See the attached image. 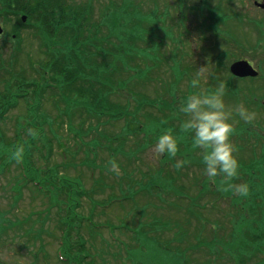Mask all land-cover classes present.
<instances>
[{
    "label": "rangeland",
    "instance_id": "obj_1",
    "mask_svg": "<svg viewBox=\"0 0 264 264\" xmlns=\"http://www.w3.org/2000/svg\"><path fill=\"white\" fill-rule=\"evenodd\" d=\"M107 1L95 0L97 15ZM135 1L141 5L142 15L148 16L145 26L161 36L154 38L152 34L142 38V46L148 53L142 54L137 70L129 75L132 81L103 89L107 100L99 104L105 110H115L117 104L129 107L131 115L118 119L100 113L86 115L84 107L79 106L88 101L86 95L81 94V88L90 90L91 85L78 80V92L72 86L63 87L77 108L63 101L57 90L49 89L46 95H41L45 101L40 107L34 97L29 98L33 115H44L50 120L44 124L45 131L38 140L32 138H35L33 147L26 142L27 129L30 128L26 122H29L31 113L25 104L11 111L0 124V264H65L59 258L58 249L66 240L64 235L81 249L77 254L80 261L73 264H264V112L258 114L251 124L240 123L247 125L250 131L242 136L238 128L239 135L233 138L239 149L236 156L241 163L237 182L246 181L251 185L246 198L220 192L216 184L207 180L203 166H197L202 164V150L186 152L185 148L190 147L187 137L176 158L159 159L153 148L154 137L162 129L171 128L165 120L170 119L171 111L175 110L168 109L162 101L168 100L172 104L170 91L177 92L178 100L190 91L187 74L185 78L175 80L170 62L192 75L197 67L208 64L211 76L203 85L205 89L215 83L216 80L211 83L214 71H217L216 78L226 80L227 65L241 56L252 59L254 66L260 64L264 69V55H252L256 33L248 30L244 34L245 29L237 30L231 21L219 26L215 18L221 9L228 14L248 10L255 15L253 6L240 0H206L204 5L200 0ZM20 23V16H0V24L4 27L3 39H0L1 91L15 90L20 77L32 82L38 80V85L31 84L34 87L22 84V87L32 89L38 88L45 80L53 81L55 73L47 72V65L51 59L60 58L59 54L68 41L62 30L60 36L54 34L50 42L43 43L33 36L35 29L22 27ZM107 25L103 27L105 32ZM223 29L230 33H222ZM106 40L97 42V52L117 43L113 35ZM99 56V60L104 59L103 55ZM214 59H218L219 65L214 64L217 60L212 62ZM132 69L135 66L129 68ZM104 75L100 73L102 78ZM108 82L117 80L108 79ZM233 85L237 87L242 83L236 80ZM254 89L259 94L264 93L255 85ZM97 91H100L99 87ZM144 99L153 103L140 106ZM225 100L230 105L235 104L227 97ZM100 106L95 110L102 109ZM136 106L140 110L135 114ZM250 108L256 112L255 107ZM95 110L92 112L97 113ZM68 111L72 113L71 119ZM131 127L136 128V132L130 135ZM20 131L22 143L16 138ZM174 131L179 132L178 128ZM146 134L148 140H145ZM125 135L127 139L123 143L111 141L115 136ZM20 145H23L22 154L26 164L30 165V172L44 177L47 168L51 167L61 170L63 176L75 179L84 194L79 196L81 203L73 206L74 203L68 204L64 197L61 200L53 197L55 204L51 206L46 194L33 184L19 187L16 184L19 182L17 178L22 180L19 159L12 153ZM184 155L190 156V163L177 170L174 161ZM113 157L120 163L123 173L120 176L108 171V161ZM156 174L162 182L156 178L148 182ZM48 176L52 177V174ZM56 176L53 174L52 180L59 184ZM136 181L144 184L127 187L137 185ZM165 183L171 188L165 187ZM182 184L187 190L178 188ZM138 194L141 198L135 201ZM188 194L194 195L196 202L205 207L199 208L196 203L194 206L189 202ZM195 207L201 216L196 215ZM83 215L90 221H82L79 231L75 223ZM60 217L68 222L64 230H60ZM73 219L76 221L70 226ZM91 221L104 227L95 228ZM216 226H219L217 233L212 230L217 229ZM81 240H85L84 246L77 243ZM256 240L261 247L256 245ZM244 241L248 247H243ZM171 244L179 246L175 251H169L170 248L166 247ZM190 244L194 246L187 251ZM250 245L258 250L253 251ZM234 248L239 249L243 259L247 256V260L237 262L231 254Z\"/></svg>",
    "mask_w": 264,
    "mask_h": 264
},
{
    "label": "trees",
    "instance_id": "obj_2",
    "mask_svg": "<svg viewBox=\"0 0 264 264\" xmlns=\"http://www.w3.org/2000/svg\"><path fill=\"white\" fill-rule=\"evenodd\" d=\"M96 6L94 0H0V16L2 15L4 18L8 16H20L21 21V16L23 14L26 15L27 20L26 22L21 21L23 24L22 26L35 29L33 36L42 35L46 44L50 42L54 34L60 36L61 31L64 30L66 39L72 42L66 41V47H63L62 53L59 54L61 55L60 58L55 60L51 59L48 63L47 72L52 73L53 71L55 73L52 74L57 84H63L61 80L65 75L66 78L72 81L82 77L84 84L91 85L90 90H83L81 88V94L86 95L85 97L88 99L86 105H84L88 111V116L100 113L103 116L110 115V118L118 119L131 115L132 111L129 107L128 109L121 107L120 104L116 105L115 110H105L103 106L99 105L104 100H107V94L103 89H112V86H116L117 84L120 86L126 81L130 84L129 82L132 81V78H130L129 75L137 70L136 65L142 54L148 53L142 46V38L152 34L154 38L160 37L161 35L159 32L152 31L145 26L148 16L142 15L143 9L135 0H108L103 6V9H99L98 15L95 12ZM106 25L108 29L105 32L103 27ZM112 35L117 43L113 44L112 48L107 46L101 52H97L95 50L97 42L103 40L107 41L106 39H109ZM99 55H103L104 59L99 60ZM132 65L135 66V69L130 71L129 68H131ZM170 66L174 67V64ZM175 70L179 72L178 77L182 76L183 71L180 65L176 64ZM102 72L105 74L104 78L100 76ZM114 78H116L117 82H108V79L114 81ZM22 84H27V86L30 87L32 81L25 79V77H20V81L15 90L4 89L1 91L0 89V124L6 120L8 112L16 108L20 98H26V95H28L29 88L22 87ZM36 85H38V83H36ZM125 85L126 83L123 84L124 87ZM97 87H99L100 91H97ZM129 87L131 89L133 88L131 86ZM225 97L230 99L231 102L236 103L242 100L249 108L253 104L258 106L262 105L261 101L264 98L262 94L255 92L254 87L251 85L247 87L243 86L239 89L228 82ZM144 100L140 101V106L149 104V100ZM175 100L178 101V98L173 95L172 101H174V103L172 105L177 103H175ZM162 103H165L168 107V100H164ZM96 106H100L99 108L102 109H99V111L95 110ZM92 110H95L97 113H93ZM139 110L138 106H136L134 113L136 114ZM165 121H167V126H170L173 130H177L178 128L180 131L179 118L173 117ZM240 123L244 124L243 121ZM239 124L238 126L241 129L242 136L249 133L250 128L247 125ZM43 131L44 129H38L39 133H43ZM234 135L232 138H234ZM29 167L30 165H26V172L29 170ZM160 168L163 169L164 167L162 166ZM23 174V179L29 181L30 177L34 175L32 172H30L29 175ZM61 178L65 181L64 193L65 200H67L68 204L74 203L73 206H76L81 203L80 197L84 194L80 191L81 188H79L77 181L70 177ZM154 178H156L158 182H162V178L159 174H156ZM45 179L46 178L43 180ZM163 180L165 181V179ZM37 185L40 187V190L49 192V195L58 198L60 195L57 192L60 193L63 189L62 186H58L55 187L54 191H51L43 185V181L40 179H38ZM230 193L231 192H228V194ZM87 220L90 221V218L83 215L77 219L76 223L74 222L76 219L70 221V226L75 223V226L78 227L80 231L82 228V221ZM64 222L68 226V222ZM65 223H61L60 227L63 228V226H66ZM65 239L66 240L62 242L61 248V257L63 261L66 264H73L75 261L78 262L74 250L77 252L80 248L77 249L76 243H72L68 240V237L65 236ZM84 241L85 240H81L77 243L82 244ZM255 242L257 243L256 245H260L258 244L259 241L256 240ZM243 243H245V245L247 244L246 241ZM241 258L242 257H238L237 260L242 262L243 259Z\"/></svg>",
    "mask_w": 264,
    "mask_h": 264
},
{
    "label": "clouds",
    "instance_id": "obj_3",
    "mask_svg": "<svg viewBox=\"0 0 264 264\" xmlns=\"http://www.w3.org/2000/svg\"><path fill=\"white\" fill-rule=\"evenodd\" d=\"M207 66L196 68L190 79L192 90L183 96L173 112L174 116L180 117V131L162 129L154 137V152L162 160L176 158L187 137L190 147L185 148L186 152L202 150L200 161L207 180L216 184L220 192H231L246 198L251 192V185L246 181L237 182L241 175V163L236 156L238 146L233 143L232 137L238 133L237 124L241 121L251 124L257 114L242 100L231 105L226 102L227 81L224 79L216 78L215 83L205 89L203 85L211 76ZM27 132L32 137L39 135L38 130L33 128L27 129ZM23 150V145L16 147L13 157L20 159ZM189 163L190 156L184 155L175 159L174 167L182 170ZM108 171L116 176L123 174L119 161L114 157L108 161Z\"/></svg>",
    "mask_w": 264,
    "mask_h": 264
},
{
    "label": "water",
    "instance_id": "obj_4",
    "mask_svg": "<svg viewBox=\"0 0 264 264\" xmlns=\"http://www.w3.org/2000/svg\"><path fill=\"white\" fill-rule=\"evenodd\" d=\"M0 31H1V27H0ZM231 67H232L233 71L239 75L256 74L257 73L256 71H254L252 69L251 65L247 61L236 62Z\"/></svg>",
    "mask_w": 264,
    "mask_h": 264
},
{
    "label": "flooded vegetation",
    "instance_id": "obj_5",
    "mask_svg": "<svg viewBox=\"0 0 264 264\" xmlns=\"http://www.w3.org/2000/svg\"><path fill=\"white\" fill-rule=\"evenodd\" d=\"M257 55H261V53H257Z\"/></svg>",
    "mask_w": 264,
    "mask_h": 264
}]
</instances>
